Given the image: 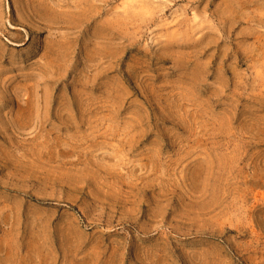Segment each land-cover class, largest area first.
<instances>
[{"label":"rangeland","instance_id":"rangeland-1","mask_svg":"<svg viewBox=\"0 0 264 264\" xmlns=\"http://www.w3.org/2000/svg\"><path fill=\"white\" fill-rule=\"evenodd\" d=\"M0 264H264V0H0Z\"/></svg>","mask_w":264,"mask_h":264}]
</instances>
